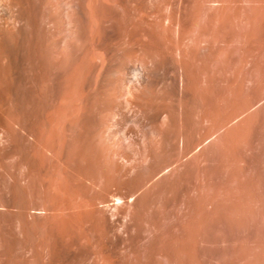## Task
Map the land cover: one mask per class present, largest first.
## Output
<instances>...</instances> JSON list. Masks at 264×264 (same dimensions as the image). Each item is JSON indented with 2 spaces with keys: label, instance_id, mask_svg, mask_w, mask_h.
I'll use <instances>...</instances> for the list:
<instances>
[{
  "label": "rangeland",
  "instance_id": "1",
  "mask_svg": "<svg viewBox=\"0 0 264 264\" xmlns=\"http://www.w3.org/2000/svg\"><path fill=\"white\" fill-rule=\"evenodd\" d=\"M126 1L118 0L119 4H116L125 5ZM91 2L87 1L89 10H100L109 5L101 0L90 4ZM135 2L139 5L144 3L135 0L131 5L136 4ZM146 2L144 5L149 7L163 4L156 0ZM166 3L177 9V18L186 25H191L196 19V218L205 213L202 208L207 210V216H202L205 220L200 217L202 224L196 219L199 235L197 230L196 234L199 237L195 236V241L194 237L193 244L192 237H189L191 235L178 231L177 236L176 227H171V230L164 223V228L161 226L162 220L158 218V214L162 210L163 201L170 198L171 193L168 191H172L171 183H156L157 186L152 183L141 184L138 182L144 177L138 181L139 177L132 176L130 178L135 179L133 183H118L120 187L117 183H107L110 175L107 176V165L104 169L105 162L101 156L103 150L98 148V141L95 140L97 132H100L99 136L105 132L101 131L105 130L106 125L103 124L108 118L107 114H100L98 110V100L101 97H91L89 103L85 102L89 107L83 106L80 110L83 114L86 113L84 116L82 113L78 115L79 110L77 115L75 113L72 116L70 110H66L67 102L63 100L60 102L61 105L64 102L62 107L58 103L61 97H56L58 91L50 85L62 67H49L45 64L42 60V45L40 46L43 36L40 37V34H36L38 30L35 29L34 32L31 28L32 31L28 29L27 38L31 35L32 38L27 39L29 42L25 39L30 46L25 42L26 46L19 49L14 58L18 62L4 59L2 64L6 62V65H1L4 72L1 71V74L6 77L5 80L1 79V75L0 79L6 84L0 82V129L8 127L5 131L9 134L0 136V264H186L192 256L190 261H196V264H264V0H167ZM28 4H31V0ZM30 7L28 8L31 9ZM29 9L28 12L32 15L33 11ZM89 18L87 25L93 27L95 18ZM77 46L76 43L75 49ZM37 59H40L39 62ZM47 68L53 70L46 72ZM43 74H49L48 78ZM40 76L45 79H40ZM38 102L40 103L36 104ZM57 103L60 105L59 111ZM31 104L35 106L31 107ZM52 111L58 115L55 116ZM60 114L65 115L66 119L62 115L59 118ZM59 119L61 120L58 121ZM53 120L58 121V125L53 124ZM70 120L75 122L71 123ZM128 124L131 125L129 122ZM73 128L76 133L71 132ZM63 129L66 131L63 132ZM59 130H63L62 133H57ZM26 132L28 133L25 134ZM75 134L79 139L76 136L73 138ZM68 144H72L71 147ZM159 147L155 148L158 156H164L165 146L160 144ZM137 156L140 158L138 154L135 155L136 158ZM137 160L134 164L142 162L144 168L142 164L137 166L147 170V174L153 171L149 163ZM122 186H127V193L131 195H124L126 190L123 192ZM118 196L119 202L116 201ZM128 197L131 200L129 202ZM232 201L236 204L240 201L242 205L246 203L247 206L244 205L243 208L250 207V211L243 209V212L241 204H238L237 208L245 214L242 215L236 204L232 206V203V208L239 212L233 210L232 215L226 213L232 210L230 208L228 211L225 207ZM222 203L227 210L224 207L222 209ZM214 206L218 208L216 213L213 212L216 209ZM134 213L135 217L132 218ZM235 213L241 214L236 215L237 218L235 216L236 221L240 220L239 216H243L245 218L242 219L247 224L249 221V226H244L246 223L243 220L235 225L232 220ZM225 216H229L228 220L231 219L233 224L230 221L231 224H228ZM138 219L141 221L140 226H137L140 222ZM221 220L224 223L219 222ZM216 221L221 225L216 224ZM153 222L155 226H161L158 231L154 230ZM204 222L208 226L204 227ZM230 225L236 228L228 227ZM239 227L243 231H235ZM142 230L144 231L140 233ZM172 231L178 239L173 236ZM239 231L246 232L238 235ZM179 233L186 237L182 238ZM228 234L230 237L226 238ZM180 236L184 242L179 240ZM233 236L241 238L239 241L245 238L247 243L239 242V238ZM185 238L188 239L185 241ZM213 238L216 239L212 240ZM175 241L179 243L175 244ZM182 243L186 244L185 250ZM176 245L177 250L174 248ZM179 246L184 250L179 251L182 254L177 252ZM173 256L179 258L180 262ZM193 262L191 264H195Z\"/></svg>",
  "mask_w": 264,
  "mask_h": 264
},
{
  "label": "bare ground",
  "instance_id": "2",
  "mask_svg": "<svg viewBox=\"0 0 264 264\" xmlns=\"http://www.w3.org/2000/svg\"><path fill=\"white\" fill-rule=\"evenodd\" d=\"M29 1L30 0H0V78L2 75L1 65H4V64L6 65V62L2 64L4 59L14 60L15 55H17L16 53L19 51V49H21L25 45L26 40L32 36L30 32L29 34L31 36L27 38V33L29 32V30L32 31L31 28L34 29V32L38 30L36 34L37 33L38 35L40 34V37L41 35L43 36L42 37L43 43H40L41 38L39 39L40 46L42 45L41 53H42L43 59L41 57L40 58L44 60L45 64H47L49 67H62V70L60 71V73L57 75L55 80L52 81V84H50L51 86L53 85V87L56 88L54 89L55 91H58L56 93L57 94L56 97L58 96L61 97L58 103L62 102V100L64 102H67L65 104L68 106V108L67 109L66 107L64 108L66 110L69 109L71 112L70 113L71 115L75 113L77 115V112L79 110L78 112V115H79L80 113L83 114V112L80 111L81 108H83V106L89 107L88 105L85 104V102L89 103L88 100L91 97H94L93 99H96L97 97L98 98L101 97L98 100L100 102V104L98 103V106H99L98 110L100 114L102 113L105 115L107 114L108 116L107 115L106 116L108 118L107 119L105 118L106 122L102 121L104 122L103 125L104 126L106 125L105 130L102 129L101 131L99 127L101 132L103 131L105 132H103L100 136L98 135L100 134V132H97V135L99 137L97 139V135H96V139L95 138L94 139L98 141V143L96 144H98L99 147L98 146L97 147L102 148L100 150H103L101 151L102 152L101 156L103 158L102 157L101 158H102V161L104 160L105 162L104 169H106V165H107V171L104 170L103 172L104 174H106L105 173L106 171L107 176L110 175V179L107 183H117V185L118 183H133L135 179L133 178L131 179L130 176L134 178L139 177L137 179L138 181L144 177L142 181L138 182L141 184L142 183H146V184L152 183L156 185V183L157 184L158 183H165V184L171 183L170 188L172 187L171 188L172 191H168V193H171L170 198L167 200H166V197L164 198L166 201H163L164 204H163L162 210L158 214V218L162 220L161 226L165 224V226H167L166 228L168 229H171V227H176L177 228V229L175 228V232L177 231L176 235L178 234V231L181 232L182 234L186 233L187 236L191 235L189 237H192V240L191 238L189 240H191L193 243L196 240L195 236L199 235V229L198 228L196 229V227H198L196 224L198 223L196 222V219H198L202 224L203 221L200 219V217L205 215L207 211L205 208H202L203 209L202 211H204L205 213H203L202 216H199L198 218H196V22H195L196 19L195 20L192 19L194 22L193 23L191 22L192 23V24L190 23L191 25H186L184 22H182V20L180 21L177 18L178 16V12L176 11L177 9L175 10L174 8L169 7V4L166 3L167 0H156V1H162L163 4L152 6V7L144 5V3H147L146 0L145 1L136 0L138 2H142V3L144 2L143 5L141 4L139 5L136 2H135L136 4L133 3L134 5H131L132 4L131 2H134L135 0H127L125 2L126 4L125 5L123 4L121 6H118L116 4L118 3V0L116 2L115 0H101V1H104L105 4H109L108 5L109 7L106 5V7L108 8L101 7L100 10L96 9L97 11L95 9L93 10L91 9L92 10L91 11L88 9L89 7L87 8L88 0H31L30 5L28 4ZM91 1L95 2L96 0H91ZM99 1L100 0H98V2ZM92 2L90 4H92ZM162 2H159V3H162ZM28 5L31 6L30 7L31 9L28 8L29 7ZM99 7L97 6V8ZM28 9L33 11L32 15L29 14L30 11L28 12ZM88 16L92 17L91 19L95 18L94 25L90 23L91 25H93V27L91 25H90L91 27L87 25V22H88L87 20L89 18ZM27 41L29 42L30 40H27ZM28 42L26 43L29 44ZM76 43L78 44V46L75 49ZM32 44L34 45V43ZM24 48L25 50H27L26 49L27 47H24ZM20 55L19 57H21ZM32 57H35V56H32ZM14 61L18 62L17 60H14ZM43 67L45 68V65ZM50 69L51 68H49L48 70L47 68L48 71L46 72H49ZM4 71H5V68H4ZM49 74L47 75L49 76ZM43 75L45 76V74ZM2 76L3 77L1 79H4L6 77V76L4 77V75ZM44 76H42L43 79H45ZM42 77L40 76V79ZM1 79H0V82H1ZM8 81L9 80H7V82ZM2 83L3 82H1V84ZM5 84L3 83V85ZM42 87L46 89L45 85ZM23 88H24V85H23ZM41 93L43 94V92ZM60 97H58V99ZM39 103L40 102L36 104H39ZM63 103L62 105L60 103L62 107H63ZM96 103H97V100H96ZM91 104H90V107L92 106ZM60 105L59 104L57 105L58 111L60 109L59 108ZM33 106L35 105L31 104V107ZM53 111L51 113H55ZM32 113H35V112H32ZM61 113L63 112L61 111ZM64 113H65V110H64ZM56 115L58 114L55 113V116ZM61 115L62 114H60L59 118L61 117ZM84 115H86V113L83 114V116ZM92 115H94V113H92ZM62 116L65 117L66 119L65 115H62ZM86 117H89V116H86ZM75 119L77 118L75 117ZM78 119H80V117H78ZM115 119H117L118 121L116 120L115 122ZM60 120L61 119H59L58 121ZM55 121L53 124L58 125L57 124L58 121L57 122ZM126 121H128L131 124L130 125L131 127L129 126L128 122L125 123ZM46 122H45V125L47 126L48 124ZM72 122H75V121H71V123ZM48 123H50V120L48 121ZM0 125L2 126V124ZM77 126L75 128L78 129ZM100 126L102 125L100 124ZM115 127H116V130H115ZM7 128L6 129L3 128L4 130L3 131L1 127L0 136L1 134H9L7 133L8 131H5L7 130ZM56 128H59V127L56 126ZM51 129L54 130L53 127ZM28 130L31 131V129H28ZM61 131L59 130L57 131V133ZM65 131L66 130H64L63 132ZM71 132L76 133L74 131V128H73V131ZM27 133L28 132H26L25 134ZM30 133H32V131ZM61 133H59V135ZM51 135L50 137H52ZM76 135L77 134H75L73 138H75ZM77 138L79 139V137ZM64 140H65V137H64ZM93 142L94 141H92V143ZM66 144H67V141H66ZM80 144L82 145L83 142H81ZM160 144L165 146L164 147L165 154L164 156L162 154V156L159 157L155 148L159 147ZM71 145L68 144L67 146L71 147ZM86 145H88V143H86ZM82 146H84V144ZM161 148H163V146H161ZM136 154H138L140 158H138V156L136 158L135 157ZM134 158H136L135 161H138L137 159H141L139 161H143L144 163L145 162L149 163L150 166L153 167L152 168L153 171L147 174V170H142L141 167L137 166L138 164H142V162H137L138 163L137 165L134 164L135 162ZM102 161H100V163ZM100 163L98 164L100 165ZM132 163L134 166H132ZM141 166H143V164ZM116 167L119 168V170ZM99 169H101V167ZM134 174L135 176H133ZM126 187L123 188L122 186L124 191L120 190L121 192L122 191L125 192L126 190V193H124V195L130 194V193H127L128 191ZM168 188L167 190H169ZM167 190H165L166 193H167ZM160 193H163V192H160ZM164 195L166 196V194ZM118 197L119 198L116 197L117 202L120 201V196ZM129 198L130 197H128V202L130 200ZM121 201L123 202L122 199ZM235 202L232 201L231 204L227 202L230 207L227 205L225 207L228 208V211L230 208L232 210H230L229 212L226 211V213L231 214L233 210L234 211L236 210L235 212L241 211L239 213H242V215H245L243 214L244 212L243 209H247V210L250 209V207H248L249 209L246 207L243 208L244 205H246V203L242 205L241 202L238 201V204L239 205L241 204L240 208L243 210L242 212L241 209L240 210L238 209L239 205L236 204ZM232 203L234 204L232 205ZM231 205L232 206L235 205L236 208L238 207L237 209L239 211L237 209H233L234 207L232 208ZM221 206L223 209L224 203H222ZM225 207L224 209H226ZM217 209H218L217 207L215 210L213 209V212H215ZM136 210L138 211L137 208ZM218 211H220V209ZM229 214H225V215H229ZM238 214L235 213V215L233 216L234 218L232 219L233 222L235 221V225H239L240 220H243L242 218H245L243 216L242 217L239 216L240 220L238 221L237 219L236 221V218H237L236 215ZM133 215L134 216H132V218L135 217V213ZM231 215L229 216L232 218ZM229 216L228 217L225 216V218H227L228 220V218H230ZM208 217L210 218V216ZM139 219H142V218H139ZM202 219L205 220L204 217H202ZM222 220L219 222L224 223V221ZM227 220H225V222ZM232 220L229 219L228 224H231V223L233 224ZM243 221H245V223L247 224L246 220H243ZM243 221L241 223H243ZM146 222H147V219H146ZM219 222L217 223L216 221V224L219 225L220 224ZM206 224L207 222L204 224V227ZM211 224L209 223V225ZM246 224L244 225L243 223L242 225L249 226L248 225L250 224L249 221H248V224L247 225ZM253 224H256V223H253ZM140 225H141V221L139 222V225L137 226H140ZM159 226L160 225L155 226L154 224V230L160 229L161 226L160 227ZM228 227L234 228L235 226L233 227L230 225ZM224 228H225V225H224ZM231 228L230 230H232ZM165 229L164 231H166ZM205 229L206 228H204V230ZM243 229H247V227H244ZM196 230L198 231L197 233L198 235L196 234ZM238 230H242V229H240L239 227V229L235 231H238ZM143 231L144 230L140 231V233ZM164 231L162 233H164ZM206 231L207 230H205V232ZM242 231L241 232L239 231L237 234L239 235V234H243L246 232L244 231L242 233ZM175 232H173L174 237H176L174 235ZM232 232H234V230ZM232 232L230 233L233 235ZM202 234H203V231H202ZM237 234L235 236H237ZM184 236L182 238H184ZM229 237L230 235L228 237L226 236V238H229ZM179 238H181V236ZM182 238L179 240L182 241ZM188 238H185V241ZM235 238H239V237H235ZM214 239L216 238H213L212 240ZM240 239L241 238L237 240L239 241ZM244 239L245 238H243L239 242H243ZM175 242H173L172 244H174ZM178 243L176 242L175 244H178ZM184 244L185 243H182V245ZM185 245L183 246L184 250H185L184 248ZM242 245H245V244H242ZM175 247L177 250L178 246L176 245L174 246V248ZM172 248H173V245H172ZM181 249L182 248H180L177 252L184 251L183 249L182 250ZM179 253H176L177 256L179 255ZM184 254L186 255V251L184 252ZM175 256L173 257L175 258ZM182 256L184 257V255ZM179 257L181 256L179 255ZM165 259L167 258L165 257ZM175 259L178 261V263L180 262L178 260L179 258L178 259L175 258ZM190 259H193V256ZM190 259L188 261H190ZM190 262L192 263L193 261L191 260ZM193 263L196 264V261H194Z\"/></svg>",
  "mask_w": 264,
  "mask_h": 264
}]
</instances>
